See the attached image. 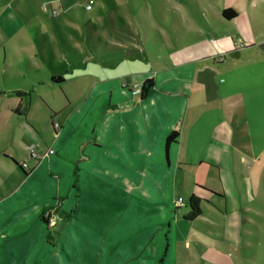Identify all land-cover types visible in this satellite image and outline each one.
Wrapping results in <instances>:
<instances>
[{"label": "crops", "instance_id": "1", "mask_svg": "<svg viewBox=\"0 0 264 264\" xmlns=\"http://www.w3.org/2000/svg\"><path fill=\"white\" fill-rule=\"evenodd\" d=\"M77 1L0 0V264H264V0ZM78 67L90 134L64 90ZM39 88L64 104L49 132L29 118Z\"/></svg>", "mask_w": 264, "mask_h": 264}, {"label": "rangeland", "instance_id": "2", "mask_svg": "<svg viewBox=\"0 0 264 264\" xmlns=\"http://www.w3.org/2000/svg\"><path fill=\"white\" fill-rule=\"evenodd\" d=\"M89 1V0H88ZM87 0H78L76 4V11H85L84 7ZM95 2V6L93 8V11L95 14H100V16H103L102 14L104 13H98V11H106L109 8V4L106 0H93ZM122 2V0H115V2ZM137 9L139 11H148L150 10V4L151 0H143V1H137ZM81 14V12H80ZM105 15V14H104ZM131 16V14H128ZM103 17H100L102 19ZM83 31H79V35L83 36L84 34ZM6 39H3L0 37V46L2 47L1 42H5ZM4 44V43H3ZM9 59L7 58L6 62ZM19 59L11 58L10 61H8L11 64V68L13 70H17L19 67L17 66V62ZM2 62V60H0ZM25 76H28L27 73L25 72ZM40 79V77L38 76ZM2 79V76L0 75V80ZM33 81L29 79L28 77H25L24 79L20 77H15L14 79V86L20 87V88H29ZM37 86V85H36ZM68 92V94L74 98H79L81 99V104L78 106L72 107L71 110L73 111V123L81 126L83 129H87L89 134H90V68H83V67H78L75 69L73 77L69 79L68 82H66L64 86V90ZM43 93L41 88L38 89L37 91H34V97H33V103L31 106V109L29 111V118L31 122H37L39 125L42 126L43 128L47 129L49 132L50 129V111L58 112L60 111L64 104L61 102H55L54 105H51V107L47 106L45 103H43L39 98H37V94ZM34 134H31V139H33ZM34 146L35 151L38 152V150L45 149L46 146L43 141H40V145L36 146V144L31 141L30 147ZM28 148V151L30 149ZM87 155L90 156V150ZM90 161V157H89ZM81 162H78L76 165L77 167H80ZM263 211V209H260ZM55 216L58 218V221L61 220V216L58 212L55 213ZM53 229V228H49ZM50 235H53V232L50 231ZM51 238V236H50Z\"/></svg>", "mask_w": 264, "mask_h": 264}, {"label": "built area", "instance_id": "3", "mask_svg": "<svg viewBox=\"0 0 264 264\" xmlns=\"http://www.w3.org/2000/svg\"><path fill=\"white\" fill-rule=\"evenodd\" d=\"M93 5V1L89 0L87 2V4L85 5V10L88 11L92 8ZM132 95L135 96H139L140 95V88L138 86H135L134 89L131 91ZM52 127L54 128V130H57L59 128V124L57 122V120L55 118L52 119ZM53 153V150H48L44 155H39L38 153H36L33 149V147H30L29 149V156L31 159L38 161L44 157H47L49 155H51ZM20 167L23 170H28V165L26 163H21ZM184 205V201L181 197L177 198L176 202H175V206L176 207H181ZM43 219L45 220L46 226L48 228H53L57 221L58 218L55 216V213H53V211L51 210H47L46 212H44L43 214Z\"/></svg>", "mask_w": 264, "mask_h": 264}, {"label": "trees", "instance_id": "4", "mask_svg": "<svg viewBox=\"0 0 264 264\" xmlns=\"http://www.w3.org/2000/svg\"><path fill=\"white\" fill-rule=\"evenodd\" d=\"M222 15L226 19H232L235 14L232 11H223ZM151 86H152L151 80H146L145 82L142 83L141 89H140V97L141 98H143L146 95V93L151 88ZM176 139H177V134L175 132L171 133L166 138V140H165V149H166V151H167L169 145L174 143L176 141ZM198 202H199V199H197V198H195L193 196L190 198V207H191V213H190V216H189L190 218H195L196 216H198L200 214V209L198 207ZM43 221L45 223L44 219H43Z\"/></svg>", "mask_w": 264, "mask_h": 264}]
</instances>
